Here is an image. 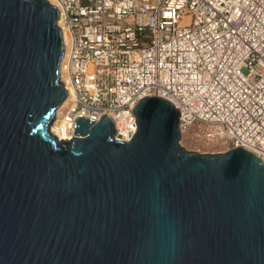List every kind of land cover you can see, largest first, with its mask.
I'll return each instance as SVG.
<instances>
[{"label":"water","instance_id":"1","mask_svg":"<svg viewBox=\"0 0 264 264\" xmlns=\"http://www.w3.org/2000/svg\"><path fill=\"white\" fill-rule=\"evenodd\" d=\"M48 0H0V264H264V160L247 147L181 144L180 110L146 96L138 127L77 117L65 39Z\"/></svg>","mask_w":264,"mask_h":264},{"label":"built area","instance_id":"2","mask_svg":"<svg viewBox=\"0 0 264 264\" xmlns=\"http://www.w3.org/2000/svg\"><path fill=\"white\" fill-rule=\"evenodd\" d=\"M55 1L68 34L66 138L77 117L108 114L116 138L130 140L132 108L158 96L180 110L182 133L214 126L206 136L264 160V0Z\"/></svg>","mask_w":264,"mask_h":264},{"label":"rangeland","instance_id":"3","mask_svg":"<svg viewBox=\"0 0 264 264\" xmlns=\"http://www.w3.org/2000/svg\"><path fill=\"white\" fill-rule=\"evenodd\" d=\"M212 129L217 134V127L194 125L182 133L181 144L188 150L200 153H219L230 150L229 139L216 135L215 138L206 136V131Z\"/></svg>","mask_w":264,"mask_h":264},{"label":"bare ground","instance_id":"4","mask_svg":"<svg viewBox=\"0 0 264 264\" xmlns=\"http://www.w3.org/2000/svg\"><path fill=\"white\" fill-rule=\"evenodd\" d=\"M51 4L55 5L57 8L59 7V4L55 1V0H50L49 1ZM58 25L59 27L62 29L63 33H64V39H65V46H66V42L68 40V34H67V31L64 27V22H63V18L60 17L59 18V21H58ZM69 104V100L66 99L64 103L61 104V106L57 109V112H56V116H55V119H54V122L51 126V131L60 136L59 138L60 139H63V138H66L67 136L63 135L61 133V129H60V123L63 119V116L65 115V112H66V107L68 106ZM217 134H218V131H217ZM75 137V136H74Z\"/></svg>","mask_w":264,"mask_h":264}]
</instances>
